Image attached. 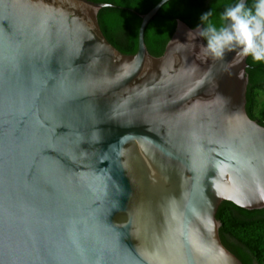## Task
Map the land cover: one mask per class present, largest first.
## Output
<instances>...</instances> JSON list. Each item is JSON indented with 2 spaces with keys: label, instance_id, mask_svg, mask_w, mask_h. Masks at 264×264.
<instances>
[{
  "label": "water",
  "instance_id": "95a60500",
  "mask_svg": "<svg viewBox=\"0 0 264 264\" xmlns=\"http://www.w3.org/2000/svg\"><path fill=\"white\" fill-rule=\"evenodd\" d=\"M103 4L0 0V264H244L217 214L264 209L249 56H205L181 19L152 55L163 0L124 54Z\"/></svg>",
  "mask_w": 264,
  "mask_h": 264
},
{
  "label": "trees",
  "instance_id": "16d2710c",
  "mask_svg": "<svg viewBox=\"0 0 264 264\" xmlns=\"http://www.w3.org/2000/svg\"><path fill=\"white\" fill-rule=\"evenodd\" d=\"M110 2L115 7L103 8L99 13L101 28L107 39L122 53L133 55L139 48L142 19L138 15L150 12L162 0H92ZM235 0H170L150 21L145 41L150 53L161 56L172 38L178 19L192 28L199 17L212 10L219 23L220 14ZM253 0H248L249 6ZM249 86L247 111L249 116L264 126V62L248 58ZM221 221L220 236L224 245L244 264H264V209L247 210L225 201L217 214Z\"/></svg>",
  "mask_w": 264,
  "mask_h": 264
},
{
  "label": "clouds",
  "instance_id": "9594fccd",
  "mask_svg": "<svg viewBox=\"0 0 264 264\" xmlns=\"http://www.w3.org/2000/svg\"><path fill=\"white\" fill-rule=\"evenodd\" d=\"M164 5L168 0H163ZM112 7L110 2L101 5ZM212 10L203 12L195 30L189 29L187 38H203L201 51L214 60H223L226 53L238 50L243 56H251L254 61L264 62V0H235L220 14L219 23L213 18ZM183 47V43L178 45Z\"/></svg>",
  "mask_w": 264,
  "mask_h": 264
}]
</instances>
